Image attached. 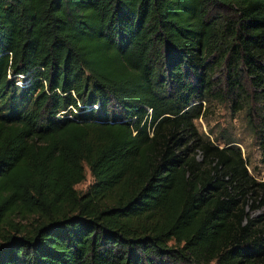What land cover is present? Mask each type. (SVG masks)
I'll return each mask as SVG.
<instances>
[{
	"label": "trees",
	"instance_id": "16d2710c",
	"mask_svg": "<svg viewBox=\"0 0 264 264\" xmlns=\"http://www.w3.org/2000/svg\"><path fill=\"white\" fill-rule=\"evenodd\" d=\"M263 61L264 0H0V264H264V178L193 120L256 98L264 162Z\"/></svg>",
	"mask_w": 264,
	"mask_h": 264
},
{
	"label": "rangeland",
	"instance_id": "374dc122",
	"mask_svg": "<svg viewBox=\"0 0 264 264\" xmlns=\"http://www.w3.org/2000/svg\"><path fill=\"white\" fill-rule=\"evenodd\" d=\"M262 63L264 65V61ZM20 76L18 77L19 79H21ZM222 76L220 69H216L212 75L217 81ZM245 79L248 83V78ZM19 81L21 80L17 82ZM198 101L202 105L201 115L193 119L197 132L203 138H207L213 144L219 146L224 145L227 139H231L232 141L229 143H235L239 146L250 174L257 180L263 179L264 162L260 159V150L251 125L254 121L257 123L260 119L259 103L256 98L248 103L246 98L244 96L242 98L238 93L223 91L221 98L210 94L204 99L194 100V102ZM238 102L241 107L236 106ZM195 157L200 158L199 150H197ZM91 181L92 176L85 168L84 179L74 184V187L78 190H83ZM247 210H249L248 207ZM259 212H264V204L252 210V214ZM9 218L11 221L25 224L27 227L33 222V215L31 214L12 212ZM8 228L7 224H3L0 227V231Z\"/></svg>",
	"mask_w": 264,
	"mask_h": 264
}]
</instances>
